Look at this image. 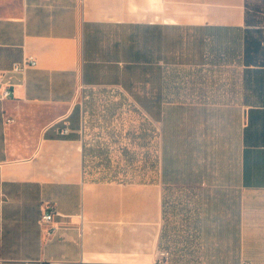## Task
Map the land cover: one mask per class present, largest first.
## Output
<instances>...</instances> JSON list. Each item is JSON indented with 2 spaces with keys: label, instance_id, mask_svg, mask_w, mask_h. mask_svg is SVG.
I'll list each match as a JSON object with an SVG mask.
<instances>
[{
  "label": "crops",
  "instance_id": "1",
  "mask_svg": "<svg viewBox=\"0 0 264 264\" xmlns=\"http://www.w3.org/2000/svg\"><path fill=\"white\" fill-rule=\"evenodd\" d=\"M29 56L0 99V264H264V0H0V71ZM78 88L125 94L170 178L88 180Z\"/></svg>",
  "mask_w": 264,
  "mask_h": 264
},
{
  "label": "rangeland",
  "instance_id": "2",
  "mask_svg": "<svg viewBox=\"0 0 264 264\" xmlns=\"http://www.w3.org/2000/svg\"><path fill=\"white\" fill-rule=\"evenodd\" d=\"M229 76L236 80L237 73ZM75 99L84 115L88 180L148 183L164 174L170 178L171 151H162L160 131L125 94L116 88H78Z\"/></svg>",
  "mask_w": 264,
  "mask_h": 264
},
{
  "label": "built area",
  "instance_id": "3",
  "mask_svg": "<svg viewBox=\"0 0 264 264\" xmlns=\"http://www.w3.org/2000/svg\"><path fill=\"white\" fill-rule=\"evenodd\" d=\"M36 66V60L29 56L23 60V62H15L9 70L0 71V99L6 100L8 98L13 97L14 89L10 82V77L12 74H24L28 68H32ZM12 120L10 118H6V122L10 123ZM68 128L63 130V133H68ZM56 212L51 209L50 207L46 206L44 211L40 216V224L41 225H48L52 222L53 216ZM53 228H49L46 231L47 235H51L53 233ZM162 259L166 260L168 258L167 251H160L158 254ZM82 264H90V263H82Z\"/></svg>",
  "mask_w": 264,
  "mask_h": 264
}]
</instances>
